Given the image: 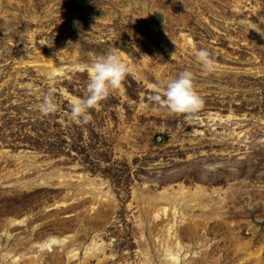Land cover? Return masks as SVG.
Masks as SVG:
<instances>
[{
	"label": "rangeland",
	"instance_id": "1",
	"mask_svg": "<svg viewBox=\"0 0 264 264\" xmlns=\"http://www.w3.org/2000/svg\"><path fill=\"white\" fill-rule=\"evenodd\" d=\"M44 57L65 75H43ZM0 155V262L27 236H70L80 264L95 235L80 232L84 215L105 223L109 255L85 264H160L139 251H156L174 217L193 230L178 232L190 245L179 264H264V0H0ZM56 169L108 181L107 220L99 202L67 196ZM180 184L224 198L221 217L141 215L135 191ZM9 217L26 222L7 242ZM65 251L52 247L46 264H71Z\"/></svg>",
	"mask_w": 264,
	"mask_h": 264
},
{
	"label": "bare ground",
	"instance_id": "2",
	"mask_svg": "<svg viewBox=\"0 0 264 264\" xmlns=\"http://www.w3.org/2000/svg\"><path fill=\"white\" fill-rule=\"evenodd\" d=\"M186 40H189V39H186ZM123 57L127 58L126 56H123ZM75 64H76L74 65L75 68L82 69L83 65H77V63ZM121 65H124V63H121ZM115 66L116 65H111V67L113 68H115ZM99 69L100 68L98 67L96 69L89 68V72L93 76L97 71H99ZM39 71L47 77L51 76V78L65 75V68L61 64H59L58 62L54 61L51 58L47 59L46 57H44L43 65L40 66ZM62 90L63 92H66L65 89H62ZM69 98H71V100L73 101L75 105L78 104V99L71 97V96ZM228 118L231 119L233 117L229 116ZM4 151L2 152V155L6 153ZM2 155H0V158L7 159L6 157ZM34 155L35 154H33V156ZM23 157H26V156H23ZM19 160H20L19 164H21V168L23 170H31L38 166L36 163H34V161L31 162L26 159L25 160L19 159ZM12 175H14L13 172L11 173V176ZM54 175H55L54 178L58 180V183L60 184V186L64 187L67 190V196H69L70 193H72L74 194V197H73L74 199H76V197H79L80 199L92 198V200L95 201L96 203L99 202L100 206L103 205L104 207H102L101 210L98 209L97 219H99L100 217L101 219L99 220H104V221L107 220L108 218L107 216L111 214L110 207H112V203L110 199L111 198L110 191L108 189L109 188L108 181L103 180V179L92 178L88 173H83V172H78V173H70V172L64 173L63 172L62 173L59 171V169L58 170L56 169ZM54 178L51 177L50 173H47L45 176L43 175V178L40 180L41 182L39 183L44 185L45 183L49 182L48 181L49 179H54ZM23 183L28 185L26 181ZM143 189L142 190L140 189L139 191H135L134 196H133L134 202L136 203V207L140 209L141 215L144 212L149 215L152 214L155 217L159 216L160 218L162 216H166V215L168 216L169 213L167 212L168 211L170 212V210L171 211L174 210L173 214L176 215V213L178 214L180 213L179 210L181 208L183 210L184 206H186L185 208L186 210H184V213H183L184 217H182V220L180 221V223H182L183 220L186 219L185 217L188 215V213L190 212L193 213L194 211L193 209L195 207L199 208V210L201 211V214L199 215V217L205 219V221L210 218H215L218 216L221 217V213H222L221 206H222V201L224 200V198L218 202H214V201L212 202V200L210 199V196L206 192V189L202 187L201 185H198L197 187H195V189L191 191L189 190L188 187H185L183 184H180L178 188L175 190L173 188L172 189L164 188L163 191H161L160 193H153L149 190H143ZM215 192H217V190H215ZM236 193L237 191H235L234 187H232L229 190L228 196L226 198H233L235 197ZM74 208L76 209V207ZM95 208H100V207L99 206L95 207V205H93V207L91 206L92 210ZM189 216H192L195 218L196 215L192 214V215H188V217ZM84 217H85L84 215L80 217V220L82 219L81 223L84 222L83 228L80 229L81 230L80 232H83L82 235L83 236L86 235L85 231L91 230L92 232H95V235L93 236L91 243H89L88 246L85 247L84 255H87V256H85L84 259L86 261L88 258L89 259L95 258L98 260L99 263H102L103 259L100 260V254L102 253V255L104 256V258H106V260L108 259L107 257L109 255L105 253L107 244L106 243L104 244L103 242H101V239H99L101 234L98 233L99 232L98 229L102 227L101 230H103L105 223L101 221L100 222L93 221L96 223L91 222V224H89L88 223L89 221L87 222L84 221L85 220ZM174 218L172 220L170 219V221L167 224H165V227L163 230L158 231L161 233V234H158V237L160 238L159 242L161 243V245L158 246L156 251L155 249H153L152 251L153 245L150 246L147 250H143L142 248H140L141 250L139 251V253H141L142 257L145 260H153V259L158 258L160 264H179L181 263L182 253L185 249L189 250L190 245L183 244L178 232H180V230L185 229L186 232L190 233V231L193 232V230H191L189 226L181 227L179 229L178 224L175 226V224L179 222H175ZM167 220L169 219L167 218ZM25 222H26V219L18 220L12 217H9L6 220H4V223L1 226V228L3 231L4 230L6 231L4 233L5 240L7 242L11 240L10 233L13 227L16 228V227L23 226ZM152 227L155 230L157 229V225L156 227L152 225ZM149 233H151V235L154 233L152 228L149 229ZM143 236L144 234L141 235V237ZM69 237L70 236H66L63 238L62 237L56 238L54 236H47V237H42L40 239H35L30 236H27V238L25 239V242L16 241L13 243L14 244L13 249H9L6 254L2 255L3 259L0 262V264H46L47 259L50 260L49 258L50 255L48 254V251L51 250L52 247L58 246V244L60 246H63V248L66 249L64 256L68 258L70 263L72 262L71 264H75V261L79 259V257L77 256L79 254L78 247H73V244L66 243L68 241L66 240V238H69ZM81 237L82 236L79 234L75 236V243L77 241L79 242L81 241L78 245H81L83 242V239H85V237H82V238ZM240 249H243V247L238 248V250ZM260 251H262V248L257 250L256 252H246V255H245L247 257L246 259L249 260L251 258H255L256 261H258L260 258V255H259ZM59 258L60 260H63L62 257L54 258L53 256L51 262L57 263L58 261H60L58 260ZM85 261L80 262V264H85L86 263ZM207 261H208L207 259L205 260L203 259V263H207ZM140 264H144V262L143 263L141 262Z\"/></svg>",
	"mask_w": 264,
	"mask_h": 264
}]
</instances>
